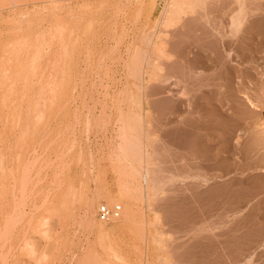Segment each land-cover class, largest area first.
<instances>
[{
  "label": "rangeland",
  "instance_id": "374dc122",
  "mask_svg": "<svg viewBox=\"0 0 264 264\" xmlns=\"http://www.w3.org/2000/svg\"><path fill=\"white\" fill-rule=\"evenodd\" d=\"M0 264H264V0H0Z\"/></svg>",
  "mask_w": 264,
  "mask_h": 264
},
{
  "label": "built area",
  "instance_id": "2783aa9c",
  "mask_svg": "<svg viewBox=\"0 0 264 264\" xmlns=\"http://www.w3.org/2000/svg\"><path fill=\"white\" fill-rule=\"evenodd\" d=\"M122 213V205L109 206L106 203H101L97 209V216L99 220L106 223L120 219L122 217Z\"/></svg>",
  "mask_w": 264,
  "mask_h": 264
},
{
  "label": "bare ground",
  "instance_id": "6f19581e",
  "mask_svg": "<svg viewBox=\"0 0 264 264\" xmlns=\"http://www.w3.org/2000/svg\"><path fill=\"white\" fill-rule=\"evenodd\" d=\"M175 5V4H174ZM184 5V4H183ZM167 9V8H166ZM172 10V9H171ZM175 13V12H174ZM170 15V14H169ZM168 17V16H167ZM157 50H159V49H157ZM162 50V49H161ZM163 53H164V55H166V59L167 60H171V58H172V56L168 53V51H167V47H166V45H165V47L163 48ZM27 57V56H26ZM180 102V101H179ZM34 152V151H33ZM208 155V154H207ZM194 156V155H193ZM196 156V155H195ZM203 157H204V155H203ZM210 157V156H209ZM205 158H206V156H205ZM204 158V159H205ZM211 158V157H210ZM207 159H209V158H207ZM212 160V159H211ZM132 170V169H131ZM136 172H137V169L135 170ZM135 173V172H134ZM138 173H139V171H138ZM137 174V173H136ZM128 182V181H127ZM140 182V181H139ZM148 184V183H147ZM135 185V184H134ZM145 193V192H144ZM22 194V193H21ZM143 194V193H142ZM144 195V194H143ZM145 198V197H144ZM101 225V224H100ZM100 227H102V226H100Z\"/></svg>",
  "mask_w": 264,
  "mask_h": 264
}]
</instances>
